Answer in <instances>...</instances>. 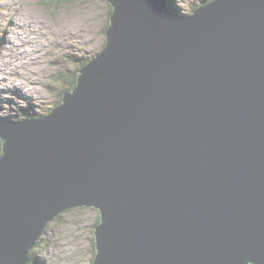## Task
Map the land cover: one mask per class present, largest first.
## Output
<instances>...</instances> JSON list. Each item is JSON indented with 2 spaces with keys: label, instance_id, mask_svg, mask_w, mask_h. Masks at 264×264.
Returning a JSON list of instances; mask_svg holds the SVG:
<instances>
[{
  "label": "water",
  "instance_id": "water-1",
  "mask_svg": "<svg viewBox=\"0 0 264 264\" xmlns=\"http://www.w3.org/2000/svg\"><path fill=\"white\" fill-rule=\"evenodd\" d=\"M169 1L93 0L61 104L0 97V264L81 207L92 264H264V0Z\"/></svg>",
  "mask_w": 264,
  "mask_h": 264
},
{
  "label": "rangeland",
  "instance_id": "rangeland-1",
  "mask_svg": "<svg viewBox=\"0 0 264 264\" xmlns=\"http://www.w3.org/2000/svg\"><path fill=\"white\" fill-rule=\"evenodd\" d=\"M172 1L177 10L188 13L185 3L191 0ZM14 2L19 3L25 10H30V14L42 18L44 23L51 24V26H48L49 29L41 27V25V28L37 26V34H35L39 43L31 47L27 43L19 45V50L13 52V56H15L13 60L18 59L22 63L20 70L23 74L16 76V79L23 80L22 87L19 83L9 84L7 80H4L0 83V97L9 101L13 100L9 98L12 97L15 103L22 106L27 104V108L35 110L38 117L52 109L56 103H60L61 94L70 89L83 53L89 52V58L94 55L93 0L72 2L65 0H14ZM5 9L4 11L0 9L3 11L0 13V17L4 16L3 22L9 23L11 16ZM21 15L23 16V14ZM21 15L18 17L27 18L28 22V17ZM61 19L72 22L75 35L69 33L70 27L61 25ZM37 22L40 23L39 20L36 21V24ZM16 31L18 33L25 32V30L20 31L19 28ZM0 32L2 33V30ZM3 35L1 37L0 34V49L5 43ZM15 37L19 36L15 35ZM68 42L73 44H68ZM26 55L31 56L34 63H26ZM29 85L30 87L36 86L40 93H32L22 98L16 90L12 89L18 86L22 89L23 87L29 88ZM4 87L6 89L1 91V88ZM1 149L2 142L0 140V152ZM99 218L100 213L94 207H81L62 212L58 218L47 224L40 235L38 244L31 252L36 261H31V264H92L96 253L95 226L97 222H100Z\"/></svg>",
  "mask_w": 264,
  "mask_h": 264
},
{
  "label": "bare ground",
  "instance_id": "bare-ground-1",
  "mask_svg": "<svg viewBox=\"0 0 264 264\" xmlns=\"http://www.w3.org/2000/svg\"><path fill=\"white\" fill-rule=\"evenodd\" d=\"M5 8L8 10V15L11 16V19H10L9 23H4L3 22L4 16L0 17V28L2 30V33L3 32L5 33L3 35L0 32L1 37L3 35L4 41H5V43L3 44L4 45L3 48L0 49V79H1L0 83L2 81H4V80H7L9 82V84L19 83V85L22 87L21 83L23 82V80L21 81L19 79L21 81L20 82L18 79H16V76H19L22 73L21 70H20V65L22 63H21V61L19 62L18 59L15 60V61L13 60L14 57H15V56H13V52L15 50H19V48H20L19 45H24L25 43L30 44V47L31 46H35L37 43H39V40H37L38 37H36V34H37L36 33V27L37 26L40 27V25H41V27H46L47 29H49L48 26H51V24L44 23V20H42V18L40 19V17L35 16L34 14H30V10H25L24 7L20 6L19 3L14 2V0H0V9H3V11H4ZM3 11H0V13H3ZM21 14H23V16ZM19 15H21L22 17L27 16L28 17V22H27V18H24V19L19 18L18 17ZM20 19H21V21L19 22ZM38 20H39V22L41 24L40 23L38 24V22L36 24V21H38ZM7 21H8V19H7ZM61 25L70 27L68 29L69 33H71L73 35L76 34V32L73 31V25H72V22L70 20L61 19ZM17 28H19L20 31L21 30H25V32L24 33H22V32L18 33L16 31ZM12 35H13V37L11 38ZM15 35H17L19 37L16 38ZM54 36H56V35H54ZM72 37H74V36H72ZM68 44H73V43L72 42H68ZM30 53H31V51H30ZM32 56H34V55H32ZM33 61H34V59L31 58V56L30 57L27 56L26 63H34ZM24 79H27V78H24ZM24 81H26V80H24ZM27 83L29 84V82H27ZM30 85H29V88H27V87L24 88L23 87V89H22V88H20V86H18L17 88L15 87V88H12V89L16 90L18 95L20 97H22V98L27 97L28 95H31L32 93H37V94L40 93V90L36 86L30 87ZM24 86H25V84H24ZM4 89H6V87L1 88V91L4 90ZM9 98L13 99L12 102L15 101L14 98H12V97H9ZM35 102L37 103V101H35ZM24 106L28 107L27 104L26 105L24 104Z\"/></svg>",
  "mask_w": 264,
  "mask_h": 264
},
{
  "label": "trees",
  "instance_id": "trees-1",
  "mask_svg": "<svg viewBox=\"0 0 264 264\" xmlns=\"http://www.w3.org/2000/svg\"><path fill=\"white\" fill-rule=\"evenodd\" d=\"M62 1H63V0H62ZM65 1H67V2H72V1H75V0H65ZM169 2H170V6H171V8L174 10V9H175V7H174V2H173L172 0H170ZM202 4H203V3H197V4H195V5L193 6V8L191 9L190 12H192L194 9H197V8L200 7ZM111 12H112V7H110V10H109V13H108L109 19H110ZM190 12H189V13H190ZM109 19H108V24H106V26H105V32H106V33H107V30H108V27H109ZM105 44H106V42H105ZM104 47H105V45H104ZM103 49H104V48H103ZM96 55H97V54H96ZM96 55H95V56H96ZM95 56L84 59V60L81 62V67H83L84 65H86V64H87L91 59H93ZM81 67H80V68H81ZM78 75H79V69H78V71H77L75 77L73 78L72 86L70 87V89H73L74 86L77 84ZM61 102H62V101H61ZM61 102H60V103H56V104L54 105V107H56V106H58L59 104H61ZM54 107H52V109L50 110V112L54 109ZM50 112H49V113H50ZM22 118H26V117L23 116V117H21L20 119H22ZM1 154H2V149H1L0 155H1ZM97 210H98V209H97ZM99 220H100V218H99ZM98 223H99V222H97V224H98ZM31 252H32V251H31ZM31 255H32V261H36V258L33 256V253H30V256H31Z\"/></svg>",
  "mask_w": 264,
  "mask_h": 264
},
{
  "label": "flooded vegetation",
  "instance_id": "flooded-vegetation-1",
  "mask_svg": "<svg viewBox=\"0 0 264 264\" xmlns=\"http://www.w3.org/2000/svg\"><path fill=\"white\" fill-rule=\"evenodd\" d=\"M72 82H73V80H72Z\"/></svg>",
  "mask_w": 264,
  "mask_h": 264
}]
</instances>
